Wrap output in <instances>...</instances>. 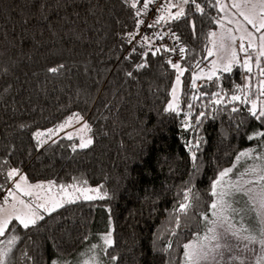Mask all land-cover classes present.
<instances>
[{
    "label": "trees",
    "instance_id": "16d2710c",
    "mask_svg": "<svg viewBox=\"0 0 264 264\" xmlns=\"http://www.w3.org/2000/svg\"><path fill=\"white\" fill-rule=\"evenodd\" d=\"M49 2L55 7L54 0ZM33 3L0 0V66L12 70L9 76L0 77V160H8L5 170L19 168L30 183L103 185L110 198L81 200L46 216L38 230L19 229L21 240L13 250L15 264H31L23 258L24 252L35 264H50L56 247L66 258L73 257L87 241L84 237L89 239L105 216H111L114 229L115 245L109 251L119 257L112 264H181L183 245L201 231L209 211L212 181L232 164L239 151L258 143L247 136L264 129V124L249 115L250 105H237L243 111L229 115L206 107L207 96L192 101L190 72L182 77L187 83L179 92L183 111L180 115L165 112L176 75L165 61L168 56L179 60V54H149L148 67L134 71L133 78L127 77L133 62L122 59L129 46L121 47L120 35L132 30L134 24L131 10L121 0H69L59 15H69L74 23L69 26L53 15L51 29L47 22L34 21L27 28L20 24L23 17L36 11ZM205 6L207 15H194L196 38L187 22L173 25L190 50L180 61L183 66L191 68L212 47L209 32L217 28L212 20L221 16L216 8ZM166 29L162 26L157 31ZM145 31L150 34L152 30ZM155 44L171 46L173 42ZM250 51L251 80L243 79L246 73L237 65L231 74H224L227 79L223 84L229 92L236 84H249L253 99L255 82L262 77L255 63L257 53ZM212 58L203 60L201 67L206 70ZM134 62L139 63L140 57L135 56ZM59 63L67 65L65 74L50 76L46 69ZM187 103L196 105L189 117L192 123L199 111L209 113L196 133L182 127ZM74 112L82 114L91 126L88 136L94 143L90 148L73 152L72 145H78L75 138L55 136L38 147L35 131L54 128ZM239 120L244 123L237 129ZM194 136L203 137L195 164L185 147ZM0 183H5L3 176ZM187 189L192 190L191 207L187 214L178 213ZM3 195L0 192V198ZM169 242L172 247L163 251Z\"/></svg>",
    "mask_w": 264,
    "mask_h": 264
},
{
    "label": "snow or ice",
    "instance_id": "6c2138e0",
    "mask_svg": "<svg viewBox=\"0 0 264 264\" xmlns=\"http://www.w3.org/2000/svg\"><path fill=\"white\" fill-rule=\"evenodd\" d=\"M69 0H54L53 3L49 0H34L32 7L36 10L34 13L30 12L26 17H23L19 22L25 28L29 27L34 21L47 22L49 28L53 26L51 17L56 15L65 24L71 26L74 21L69 18V15L61 17L59 9L67 6ZM121 3L131 10V18L133 19L134 28L125 31L120 35L121 47L128 45L127 54L122 57L124 61L133 62V71H128L125 75L129 78L134 77V71H140L148 67L146 58L149 54L152 57L165 53H177L180 59L174 61L171 56H168L166 63L175 70V80L172 84L170 95L172 99L166 105L164 111L172 112L180 115L183 111L179 107V94L178 91L182 85L187 83L182 80L185 73L190 72V87L193 90L191 95L192 101L201 100L203 97H209L207 106H213V112H227L229 115L243 111L237 105H250L247 108L249 115L256 121L264 124V100L259 97H264V67H261V57H264V0H230V7L236 10V14L243 17L244 21L255 33H259L256 37L255 34L248 29H244V34L239 37V53L244 54L242 61L238 59L237 49L234 47L237 37L233 35L234 31H240L239 27L235 30L228 28L222 31L217 37V33L209 32V38L212 47L207 48V56L203 57L201 61H196L192 67H186L180 61L186 59V54H190V50L183 45L181 36L174 30L173 25L185 21L190 27L193 38H196L197 25L194 15L199 13L201 16L207 15L206 4L208 7H214L218 12L224 13L219 19L213 18L212 22L218 24L221 28L224 27L223 21L228 17L229 4L222 2V0H121ZM154 12L155 15L149 21V13ZM78 17V13H72ZM234 21L228 18V23ZM238 23V22H237ZM167 26L166 31H157L158 28ZM145 30H152L147 34ZM168 37L173 41V44H160L156 46L155 41H164ZM79 38V37H78ZM256 39L259 40L258 53L255 57V63L259 69V80L257 91L259 97L252 99L249 84H236L234 90L229 92L225 90L223 80L227 79L224 74H231L234 66L239 65L244 70L245 81L251 80L252 65L251 61L253 56L250 49L254 47ZM247 41V44H245ZM139 56L140 62L135 63L134 57ZM215 57L210 61V67L207 71L201 67L203 60L208 57ZM117 59H121L117 57ZM67 65L59 63L50 66L46 72L52 77H60L65 74ZM11 68L8 66H0V77L9 76ZM197 81H202L198 84ZM99 83V81H98ZM11 87V85H9ZM215 88L214 91L209 89ZM246 89H249L246 91ZM7 90V89H5ZM107 107V105H105ZM196 107L194 103H187L188 111L184 113V120L181 122L185 131H192L196 133L198 128L202 125L203 119H207L209 113L199 111L193 118L195 123L189 120L192 117V110ZM213 119L216 117L213 116ZM234 119V118H233ZM80 124L81 126L76 129V135L79 138V144L72 145V151L75 152L77 148L83 150L90 148L94 140L87 133L92 131L91 126L85 120L84 116L80 113H72L63 122L54 128L46 130H37L33 133V139L37 141L38 147H42L48 140L59 132L70 128L73 124ZM244 121L239 120L236 122V128L239 129ZM21 127H24L21 125ZM46 139H43L45 138ZM66 138L71 140L73 133L69 132ZM203 137L194 136L193 139L188 140L185 147L191 154L193 163L197 161V152L200 151V144ZM249 141L257 140L258 145L264 148V129L253 132L247 136ZM55 143V141H52ZM195 148V151H193ZM256 149H246L237 153L235 162L229 168L222 169L218 172L216 179L211 183L210 195L216 197L210 208L213 210V215L217 217L216 220L210 221L213 225L207 229V234L197 242L189 241L183 245V259L181 264H220L217 257H223V251L231 252L235 245L228 242V237L236 238L240 241L246 242L245 249H248V244L259 243L261 246V256L257 258V264H264V151L254 155ZM241 159H251L259 161L253 165L245 167L243 172L233 173L236 168V163ZM8 160H0V176H3L5 183L10 184L5 187V183H0V192L4 195L0 198V264H15L14 248L17 241L21 240L19 229L29 231L32 229H39L40 222L45 220V217H51L53 213H57L59 209L65 208L67 205L76 204L83 201L106 200L109 199V193L103 190L104 186L97 187H83L77 183L68 185L59 184L55 181L30 183L28 177L21 172L19 168L7 167ZM198 167V165H197ZM230 174L236 175L237 179L232 180ZM252 177V179H245V177ZM87 184V181L83 182ZM251 185V186H250ZM55 189V191H53ZM237 193L246 196V201L235 200L230 201L226 197H233ZM25 197L27 199H25ZM192 190L187 189L184 192V201L179 204L178 213L187 214L188 209L191 207ZM233 203L244 205L243 208L233 207ZM110 212V209H107ZM255 213L251 221H248L249 227H244L241 223L237 227L232 223V216L230 214L240 215L243 221L249 213ZM208 220L207 216L203 217ZM256 221V223H253ZM176 224L179 227L180 217L177 215ZM218 229H221L218 231ZM112 218L109 216V228L106 232L101 233L99 239L102 243H92L88 247L90 255L87 259L82 260H68L56 247L53 258L50 264H105L100 258L98 251L103 252L111 262L118 261L117 255H112L110 249L115 245L113 239ZM247 233V234H245ZM175 235V233H173ZM84 240H88L85 236ZM172 247L171 242L166 246L163 251H167ZM81 257L85 253L79 254ZM23 258L35 264L34 258L28 252L22 254ZM236 259L235 256L232 257Z\"/></svg>",
    "mask_w": 264,
    "mask_h": 264
},
{
    "label": "rangeland",
    "instance_id": "374dc122",
    "mask_svg": "<svg viewBox=\"0 0 264 264\" xmlns=\"http://www.w3.org/2000/svg\"><path fill=\"white\" fill-rule=\"evenodd\" d=\"M222 2H224L226 4H229V8L227 10L228 11V17H226L224 19V21L222 22L224 27L221 28L217 24V28L214 30V32L217 33V37H218L219 34L222 31H224V30H226L228 28H231V29L235 30L237 27H239L240 31H234L233 32V35H235L237 37V41H236V44L234 45V47L237 49L238 59H240L242 61V59L244 58V54L243 53H239V43H240L239 37L242 34H244V29L251 30L255 34L256 37L259 36V33H255V30L251 28V25H248L246 23V21H244L243 17H241L238 14H236V10L232 9L230 7V0H222ZM223 15H224V13H221V16H223ZM228 18H231L234 22L229 24L228 23ZM259 43H260L259 40L256 39V41L254 43V47L252 49H250V50H253V52L258 53ZM245 44H247V41H245ZM211 46H212V43H211ZM261 58L264 60V57H261ZM213 59H215L214 56H213L212 60ZM209 67H210V62H209L208 68ZM208 68L205 71H207ZM197 83L200 84V83H202V81H197ZM258 83H259V79L255 82V86L257 88H258ZM257 88H256V93H254L253 99H257V97H259V93L257 91ZM179 92H180V89L178 91V94H179ZM171 99H172V97L170 95V100ZM259 99L260 100H264V97H259ZM184 118H183V120H184ZM80 126H81L80 124H75L74 123L72 127L66 128L64 131L59 132L58 134L54 135L55 136L54 139L61 138V137L66 138L67 133L71 132V133H73V138H75L78 141V144H79L80 141H79L78 135H76V129H78ZM87 135H88V133H87ZM250 148L251 149H256V152L254 153V155L258 154L261 151H264V148L259 147L258 143H255V144H253L250 147L242 149L241 151L246 150V149H250ZM235 158H236V156H235ZM235 158H234L232 164L229 167H231L233 165V163L235 162ZM254 163H260V162L259 161H254V160H251V159H247V160L246 159H241V161L236 163V168L233 169V173L243 172L245 167L253 165ZM229 167H227V168H229ZM229 178H231L234 181V180L237 179V176L230 174V177H226L225 179L227 180ZM245 179H252V177L248 176V177H245ZM33 184H35V183H33ZM53 191H55V189ZM25 199H27V198L25 197ZM215 199H217V198L212 196V202ZM226 199H229L230 201H235V200L246 201L248 198L246 196H243L240 193H237L233 197H226ZM233 207L243 208L244 205L242 203H240V204L233 203ZM102 210H104V209H102ZM230 215L232 216V223H234L237 227H239L240 224L243 223L244 227L247 228V227H249L248 221L252 220V218L255 216V213L254 212L253 213H249L248 216L245 217V219L243 221L241 220V216L244 215L243 213H241L240 215H236L234 213L230 214ZM204 216H207L208 220L206 221V220L203 219V226L201 228V231L198 234H196L190 240V241H192L194 243L197 242L198 240L202 239L205 236V234H207V229L209 227L213 226L210 223V221H214V220L217 219V217L213 215V210L211 208H209L208 213L206 215H204ZM253 223H256V221H253ZM96 227H99L98 230L100 229V231L98 232V230H96L94 232V234L85 242V244L75 253V255L73 257L67 258L68 260L71 261V260L87 259L88 256L90 255V253H88L89 245L92 244V243H97V244L102 243L100 241V239H99V236H100L101 233H104V232H106L108 230V228H109V216H105V219H104L103 223H102V220H100ZM220 230L221 229H218V231H220ZM245 234H247V233H245ZM228 242L230 244H232V245H235L236 247H234L231 252L222 250L223 251V257L222 258L221 257H217V259L220 261V264H257V258L261 256V251H260L261 246L259 245L258 242L257 243H253V244H248V249H251V251L245 249L244 244L246 242H243V241H240V240H238L236 238H233V237H231V235H229V237H228ZM97 251H98V254H99L100 258L105 262V264H112V262L106 257V255L103 252H100L99 250H97ZM81 252L85 253V255L83 257H81L79 255ZM233 256L236 257L235 260L232 259ZM205 264H206V262H205Z\"/></svg>",
    "mask_w": 264,
    "mask_h": 264
},
{
    "label": "built area",
    "instance_id": "2783aa9c",
    "mask_svg": "<svg viewBox=\"0 0 264 264\" xmlns=\"http://www.w3.org/2000/svg\"><path fill=\"white\" fill-rule=\"evenodd\" d=\"M154 15H155L154 12H150V13H149V21H150L151 17L154 16ZM162 32H164V31H162ZM164 41H169L170 43L173 42V41H172L171 39H169L168 37H165V40H164ZM174 54H175V56H177V55H178V52H177V53H174ZM1 198H2V196H1Z\"/></svg>",
    "mask_w": 264,
    "mask_h": 264
},
{
    "label": "crops",
    "instance_id": "0c3cea01",
    "mask_svg": "<svg viewBox=\"0 0 264 264\" xmlns=\"http://www.w3.org/2000/svg\"><path fill=\"white\" fill-rule=\"evenodd\" d=\"M220 16H221V12H220ZM219 29V28H218Z\"/></svg>",
    "mask_w": 264,
    "mask_h": 264
}]
</instances>
